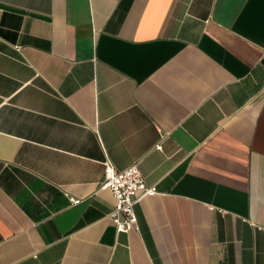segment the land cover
I'll return each mask as SVG.
<instances>
[{"label": "crops", "instance_id": "crops-1", "mask_svg": "<svg viewBox=\"0 0 264 264\" xmlns=\"http://www.w3.org/2000/svg\"><path fill=\"white\" fill-rule=\"evenodd\" d=\"M0 264H264V0H0Z\"/></svg>", "mask_w": 264, "mask_h": 264}, {"label": "built area", "instance_id": "built-area-1", "mask_svg": "<svg viewBox=\"0 0 264 264\" xmlns=\"http://www.w3.org/2000/svg\"><path fill=\"white\" fill-rule=\"evenodd\" d=\"M160 148V144L157 145ZM104 180L101 185L108 188L113 195L114 205L109 217L117 232L136 229L134 204L143 195L153 194L155 187L147 185L136 163L117 170L108 160L104 163ZM73 204L79 199L68 196Z\"/></svg>", "mask_w": 264, "mask_h": 264}]
</instances>
